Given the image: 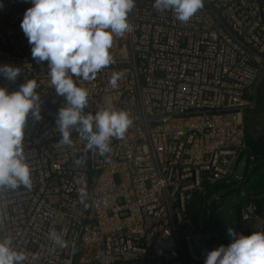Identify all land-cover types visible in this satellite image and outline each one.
I'll list each match as a JSON object with an SVG mask.
<instances>
[{
	"label": "built area",
	"instance_id": "1",
	"mask_svg": "<svg viewBox=\"0 0 264 264\" xmlns=\"http://www.w3.org/2000/svg\"><path fill=\"white\" fill-rule=\"evenodd\" d=\"M153 4L135 0L131 31L109 50L113 64L91 81L72 77L88 90L85 114L110 104L133 119L124 139L112 138L111 152L100 156L76 131L71 146L60 145L56 118L66 100L21 28L31 0H0V66L21 69L15 81L0 74V87L11 93L35 79L42 117L29 113L24 128L31 188L0 190V240L11 237L27 253L23 264H204L218 247L210 235L200 238L203 226L188 207L233 179L247 200L236 232L264 230V193L255 203L236 173L251 91L264 72V0H203L187 22ZM113 72L123 73L115 88ZM217 194L210 195L214 219L223 209ZM53 229L66 247L48 238Z\"/></svg>",
	"mask_w": 264,
	"mask_h": 264
},
{
	"label": "clouds",
	"instance_id": "2",
	"mask_svg": "<svg viewBox=\"0 0 264 264\" xmlns=\"http://www.w3.org/2000/svg\"><path fill=\"white\" fill-rule=\"evenodd\" d=\"M31 4L22 19V31L31 45L32 58L48 62L50 82L57 95L66 100L56 118L60 145L71 146V133L76 131L86 141V149L100 156L110 153L112 138L124 139L133 119L129 112L110 104L94 115L85 114L88 90L77 86L72 77L91 81L114 63L109 50L114 38L131 31L128 14L135 0H31ZM153 7L160 12L171 10L177 20L187 22L203 7V0H154ZM20 72L18 67L0 66V74L10 81H15ZM122 76L121 72H113L109 84L117 87ZM37 87L35 79L27 80L11 93L0 87V190L31 188L23 139L29 113L36 121L42 119ZM86 195L82 188L81 202ZM228 234L232 242L209 251L204 264H264V230L245 236L229 228ZM48 238L55 246H67L63 233L54 229ZM12 245L11 237L0 240V264H23L28 259L25 251Z\"/></svg>",
	"mask_w": 264,
	"mask_h": 264
},
{
	"label": "rangeland",
	"instance_id": "3",
	"mask_svg": "<svg viewBox=\"0 0 264 264\" xmlns=\"http://www.w3.org/2000/svg\"><path fill=\"white\" fill-rule=\"evenodd\" d=\"M264 72L259 81V83L252 89L251 96L255 98V108H257V112L248 118V123L250 130H252V134L258 135L261 132H264ZM250 155L247 151L243 153L241 156L240 162L236 168V173L240 175H246L249 181H246V191L248 194H251V199H256L263 195L264 189L261 192H252L249 190V186L253 179L260 174H264V162L261 160L250 161ZM221 186V185H220ZM243 184L239 182V180H231L227 184H223L220 188L216 190V193L219 197L222 198V201L227 199H232L237 197L239 199V203L235 205L232 209L233 211V224L234 230L239 232V225L236 223L238 217V208L239 206L244 205L247 200L243 198H239L238 190L242 187ZM207 200V201H206ZM204 202V207L202 211L201 202L192 203L188 207V213L192 216L196 226L198 224H202L203 229L198 230L199 236L201 239L205 240L206 235H210L212 239V243L217 247L224 245L228 246L230 242L228 241L223 226L221 224V211L217 214L216 219L213 218L212 207L214 206V198L208 196ZM211 224V226H210ZM213 233H217L218 237L214 238ZM243 235L247 236V233H243ZM210 239V240H211Z\"/></svg>",
	"mask_w": 264,
	"mask_h": 264
},
{
	"label": "trees",
	"instance_id": "4",
	"mask_svg": "<svg viewBox=\"0 0 264 264\" xmlns=\"http://www.w3.org/2000/svg\"><path fill=\"white\" fill-rule=\"evenodd\" d=\"M263 95H264V92H263ZM257 111L258 110L257 108H255V105H254V107L247 109L245 113V136H246V150L245 151L249 153L250 157H253V159H249L250 161L261 160L264 162V132H261L258 135L252 134V130H250L249 123H248V118L252 116L253 114H255ZM244 176H245V181H247L248 177L246 175ZM220 185L222 186V184H217L213 187H210L208 189V194H209L208 196H210L213 193H216V190L221 187ZM262 189H264V186L257 192H261ZM205 197L206 196H203L200 198L201 203L207 198ZM201 209H202V204H201L200 210Z\"/></svg>",
	"mask_w": 264,
	"mask_h": 264
},
{
	"label": "water",
	"instance_id": "5",
	"mask_svg": "<svg viewBox=\"0 0 264 264\" xmlns=\"http://www.w3.org/2000/svg\"><path fill=\"white\" fill-rule=\"evenodd\" d=\"M249 181V179L247 180ZM264 186V174L257 175L253 181L251 182L249 186V190L252 192H257ZM254 202L259 204L261 202L260 199H254ZM239 203V199L237 197H234L232 199H227L223 201V209L221 210V224L224 229V233L228 239V241L231 243L233 240V237H231L228 234V229L232 228L234 229L233 224V212L232 209L235 205Z\"/></svg>",
	"mask_w": 264,
	"mask_h": 264
},
{
	"label": "crops",
	"instance_id": "6",
	"mask_svg": "<svg viewBox=\"0 0 264 264\" xmlns=\"http://www.w3.org/2000/svg\"><path fill=\"white\" fill-rule=\"evenodd\" d=\"M262 194H263V193H262ZM262 196H263V195H261L260 197H258V198H256V199H260V200H261Z\"/></svg>",
	"mask_w": 264,
	"mask_h": 264
}]
</instances>
